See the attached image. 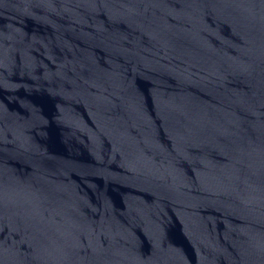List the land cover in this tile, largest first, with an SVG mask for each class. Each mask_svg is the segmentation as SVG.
Segmentation results:
<instances>
[{"label": "water", "instance_id": "1", "mask_svg": "<svg viewBox=\"0 0 264 264\" xmlns=\"http://www.w3.org/2000/svg\"><path fill=\"white\" fill-rule=\"evenodd\" d=\"M0 264H264V0H0Z\"/></svg>", "mask_w": 264, "mask_h": 264}]
</instances>
